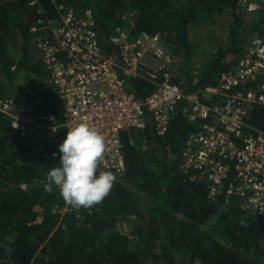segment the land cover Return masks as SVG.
Segmentation results:
<instances>
[{
  "label": "trees",
  "instance_id": "1",
  "mask_svg": "<svg viewBox=\"0 0 264 264\" xmlns=\"http://www.w3.org/2000/svg\"><path fill=\"white\" fill-rule=\"evenodd\" d=\"M29 1L0 0V97L16 95L10 87L25 78V87L41 98L40 112L46 108L62 121L61 100L31 30L45 14ZM39 1L49 17L58 15V7L78 13L91 8L104 36L123 23L121 13L132 12L134 34H162L174 57L171 81L187 92L217 84L246 53L252 32H264V12L241 11V0ZM220 19L223 35L212 29L213 34L202 36L218 48L210 49L206 66L194 73L190 61L200 36L193 28ZM104 47L113 49L105 41ZM130 87L138 96L153 89L141 77L133 78ZM251 122L264 128V106H256ZM196 127L179 112L165 137L157 136L152 122L144 130L122 132L126 170L111 171L116 180L110 194L78 216L75 210H55L65 201L59 189H45L49 169L58 166L66 129L26 139L0 112V264H264V218L237 195L229 203L225 194L210 199L198 172L181 169L183 149ZM54 152L57 158L46 154ZM142 197L151 204L142 205Z\"/></svg>",
  "mask_w": 264,
  "mask_h": 264
},
{
  "label": "built area",
  "instance_id": "2",
  "mask_svg": "<svg viewBox=\"0 0 264 264\" xmlns=\"http://www.w3.org/2000/svg\"><path fill=\"white\" fill-rule=\"evenodd\" d=\"M29 3L45 14L31 30L49 71L48 81L61 100L63 119L46 108L41 113V98L27 86L19 94L0 97V112L8 115L13 131L31 139L87 122L104 137L106 151L99 169L122 173L127 168L122 132L144 130L152 122L157 136L165 137L180 112L197 126L187 138L181 169L198 172L210 199L225 194L229 203L237 195L246 208L264 218V128L251 122L256 106H264L263 31L252 32L246 53L221 73L217 84L187 92L171 81L174 57L162 34H134L132 12L121 13L123 23L104 36L91 8L78 13L58 7V15L49 17L39 0ZM240 10L264 12V0H241ZM104 41L113 49L104 47ZM146 57L157 64L144 63ZM137 77L152 84V91L138 96L130 87ZM43 148L38 145V150ZM55 210H75L79 216L91 209L76 210L65 202L56 204Z\"/></svg>",
  "mask_w": 264,
  "mask_h": 264
},
{
  "label": "clouds",
  "instance_id": "3",
  "mask_svg": "<svg viewBox=\"0 0 264 264\" xmlns=\"http://www.w3.org/2000/svg\"><path fill=\"white\" fill-rule=\"evenodd\" d=\"M66 128L58 166L49 169L45 189H59L63 200L76 210L91 209L110 194L116 180L110 170L98 171L106 151L104 137L87 122Z\"/></svg>",
  "mask_w": 264,
  "mask_h": 264
},
{
  "label": "rangeland",
  "instance_id": "4",
  "mask_svg": "<svg viewBox=\"0 0 264 264\" xmlns=\"http://www.w3.org/2000/svg\"><path fill=\"white\" fill-rule=\"evenodd\" d=\"M221 21V19L219 21H217L215 24L214 23H203L200 27H194L193 28V34L195 36L198 35V37L200 36V39L197 38L195 39V43H196V53L195 55L192 57L191 59V63L193 66L196 67V71H194V73H197L199 68H203L206 66L208 60L211 57V54L209 51H211L210 49H217L218 48V44L216 43H207L209 42V40H207V37L204 38L203 36V32L211 35L213 34V31H211L212 29L214 31H218V35H223L225 32L223 30V28L220 26L221 23H219ZM212 26V27H210ZM211 46V47H210ZM144 63L149 64V65H156L157 64V60L155 58L152 57H146L144 58ZM49 77V74H48ZM1 78V76H0ZM29 83V81L25 78H20L17 80L16 85H13L14 88L10 87L11 92H14V94L20 93L22 90V87L26 86ZM55 89V88H54ZM56 92V90H55ZM142 202V205L144 204L145 206L150 205L151 204V200L149 199H143V197L140 200Z\"/></svg>",
  "mask_w": 264,
  "mask_h": 264
},
{
  "label": "crops",
  "instance_id": "5",
  "mask_svg": "<svg viewBox=\"0 0 264 264\" xmlns=\"http://www.w3.org/2000/svg\"><path fill=\"white\" fill-rule=\"evenodd\" d=\"M205 88H206V87H205ZM205 88H204V89H205ZM202 90H203V89H202Z\"/></svg>",
  "mask_w": 264,
  "mask_h": 264
}]
</instances>
